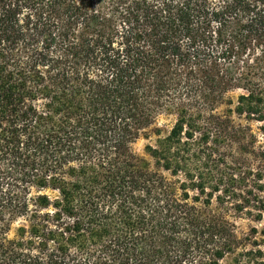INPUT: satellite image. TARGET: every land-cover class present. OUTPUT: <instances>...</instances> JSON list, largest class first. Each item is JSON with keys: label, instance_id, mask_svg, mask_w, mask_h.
Wrapping results in <instances>:
<instances>
[{"label": "trees", "instance_id": "obj_1", "mask_svg": "<svg viewBox=\"0 0 264 264\" xmlns=\"http://www.w3.org/2000/svg\"><path fill=\"white\" fill-rule=\"evenodd\" d=\"M233 116L264 123V0H0V264H264Z\"/></svg>", "mask_w": 264, "mask_h": 264}, {"label": "rangeland", "instance_id": "obj_2", "mask_svg": "<svg viewBox=\"0 0 264 264\" xmlns=\"http://www.w3.org/2000/svg\"><path fill=\"white\" fill-rule=\"evenodd\" d=\"M237 94V91L229 92L227 93L226 96H229L230 98L234 99ZM228 105L224 102L221 104L217 105V110L218 111H224ZM235 124L240 125L242 131H244L243 139H240L239 144L233 146L232 148L228 149V153L233 154L237 156V161H243L244 157L242 153H237L239 149H241V145H248L249 146V141H253L254 150L258 151L261 146L264 144V123L261 122H255V121H247L243 117H232ZM173 123V116L170 114L166 113H161L157 119L153 127H160L162 129H168L171 124ZM252 137V138H250ZM154 136H151L150 138H145V137H140L134 144L133 148L136 151H142L143 147L146 143L148 142H153ZM251 146V147H252ZM247 158V157H246ZM254 163V162H253ZM256 164V163H254ZM235 224L237 226V229L239 232H246L249 228L250 225L253 224L250 220H248L245 217H234Z\"/></svg>", "mask_w": 264, "mask_h": 264}]
</instances>
